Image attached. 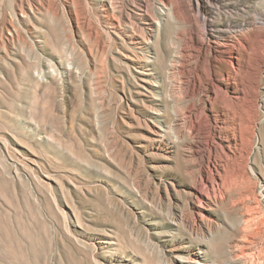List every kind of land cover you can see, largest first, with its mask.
<instances>
[{
	"label": "rangeland",
	"instance_id": "rangeland-1",
	"mask_svg": "<svg viewBox=\"0 0 264 264\" xmlns=\"http://www.w3.org/2000/svg\"><path fill=\"white\" fill-rule=\"evenodd\" d=\"M172 1L204 42L244 24L235 31L252 48L237 68L232 152L206 121L196 137L148 130L188 104L167 69L173 55L180 66L191 59V80L213 55L189 56L188 25L166 18L150 35L152 95L138 86L142 54L99 0H0V264H264V0ZM209 15L229 28L205 34ZM216 57L225 71L226 54ZM218 96L213 112L228 104ZM198 187L216 196L207 209L192 199Z\"/></svg>",
	"mask_w": 264,
	"mask_h": 264
},
{
	"label": "bare ground",
	"instance_id": "bare-ground-1",
	"mask_svg": "<svg viewBox=\"0 0 264 264\" xmlns=\"http://www.w3.org/2000/svg\"><path fill=\"white\" fill-rule=\"evenodd\" d=\"M132 2L134 7L138 10L137 12L135 11L136 13L124 10L122 6L120 7L116 5L112 0H99L98 5L103 13V18L107 19L110 15L112 17H118V20L115 22H109L114 32L129 40V43L132 44L130 48L136 55L139 52L142 54L140 56L137 55L138 59L141 60V62H137L141 69V71H137L139 72V88L150 92L152 95L157 94L160 89V81L152 76L151 73L153 68L152 62L158 60V56L155 49L152 47L154 41H151L150 35H152V32H154L156 28L157 30L160 29L163 20H166V18L175 24L184 23L188 25L189 37L194 44V49L188 51L192 52L189 56L196 53V56L206 57L207 50L213 54L211 57H207V68L202 67L200 73L193 77L192 80L190 78L193 66L191 64V59L185 62L183 66H180L176 59V55H173L174 59L167 64V69L171 74L176 76L179 95L183 98H187L188 104L185 105L183 108L184 110L180 114L176 113L174 122L171 125H162L161 122H159L160 120H157L159 123L153 124V126L150 125L148 128L149 132L157 137H164L166 132H169L175 138H177L179 134L196 137L200 134L202 125L206 121L213 131V139H216L219 144H222L224 149L232 152L234 149L232 147V142L235 141L234 133L232 132L233 126H235V116H238V119L241 117L242 109L240 103L244 96L242 84L237 74V68L239 69L246 66V59L250 56L249 51L252 48L250 45L246 46L243 39H241L236 32V29H239V27L244 24H233V33H229L230 38L226 42L216 41L211 43L210 40L204 42L199 33L196 19L183 16V1L180 3L173 2L172 0H132ZM210 13L213 14V11H210ZM227 22L226 20L217 22L213 20L211 15H209V17L204 19L205 34H209V36L213 37L215 34L221 35L227 30V28H229L226 25L229 24ZM121 23H128L129 26L126 24L125 26H121ZM135 31H138L139 35ZM241 46H244L245 48L243 49ZM219 53L226 54L225 61L227 68L223 72L218 70L216 56H218ZM161 64H164L163 60L161 61ZM182 75L184 79H182ZM183 83L186 85H183ZM182 87L185 88L184 91H180ZM219 92L224 94L228 100V104H224L221 110L213 112V105L210 104L208 98L213 97L214 99H217L219 97ZM157 99L159 98H151V102L155 105L151 106L154 110L153 112H159L161 109L160 107L162 106ZM202 109L208 110L207 114L204 116L201 112ZM222 121H224V123ZM205 176L203 174L200 176L197 175L195 177V182H204V178L207 179L208 174L206 177ZM219 177L220 176L218 175V177L213 178V181H207L205 183L208 192L210 190L214 192V189H216L214 188V183ZM199 188L200 187L194 188L191 191L192 199L193 201L204 204L202 208L207 209V206L216 202V196H210L211 192H207L206 194ZM200 214H202V212ZM242 254L239 255L242 256ZM197 262L201 264V261Z\"/></svg>",
	"mask_w": 264,
	"mask_h": 264
}]
</instances>
